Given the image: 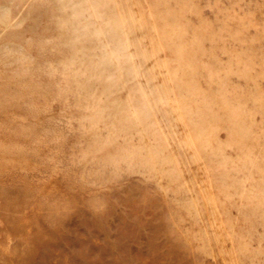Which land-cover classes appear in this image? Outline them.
I'll list each match as a JSON object with an SVG mask.
<instances>
[{
    "label": "rangeland",
    "instance_id": "rangeland-1",
    "mask_svg": "<svg viewBox=\"0 0 264 264\" xmlns=\"http://www.w3.org/2000/svg\"><path fill=\"white\" fill-rule=\"evenodd\" d=\"M0 264H264V0H0Z\"/></svg>",
    "mask_w": 264,
    "mask_h": 264
}]
</instances>
